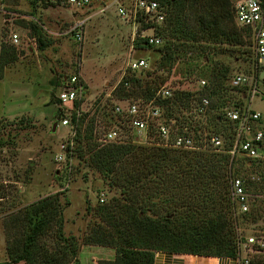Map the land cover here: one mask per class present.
<instances>
[{
    "label": "rangeland",
    "instance_id": "rangeland-1",
    "mask_svg": "<svg viewBox=\"0 0 264 264\" xmlns=\"http://www.w3.org/2000/svg\"><path fill=\"white\" fill-rule=\"evenodd\" d=\"M101 3L100 0H94L90 8L75 11L68 4L45 0H0V44L5 40L14 46V51L0 65V184L8 190L7 197L0 201V256L3 253L7 257L5 245L13 230H8L2 224V216L6 220L12 211L63 190L60 200L67 201L63 207V233L73 234L81 239L88 231L89 224L97 219L94 214L87 212L86 200L94 205L97 200L103 201L110 196L119 195V189L110 186L99 171L77 157L75 132L73 141H70L74 128L59 122L60 114L56 113L58 106L59 112H70V103L61 105L56 99L65 74L81 71L86 85L84 95L89 106L88 112L89 115H95L93 134L97 140V130L100 132L103 126L107 128L112 125L109 114L114 103L112 97L120 90L117 88L112 91V96L106 93L120 78L127 60L139 57L146 59L147 66L135 71L127 69L123 75L129 82L123 93L134 97H147L141 92V86L154 84L153 81L158 79L157 75L167 77L157 85H171L175 98L181 96L182 92L199 90L200 78L208 81L202 73V68L207 64L228 65L227 78L234 73L243 72L254 80L257 79L259 90L254 94H250L249 85L242 89L230 88L226 79L225 89L221 90L224 103L220 105L221 99L213 97L214 107L206 114L191 113L190 117L182 116L185 109L196 104L195 95H190L184 105L175 100L176 104H172V108L167 106V110L176 117L177 125L189 128L196 126L204 130L211 128L210 119L216 114L214 112H220L225 105L242 103L239 106L245 104L260 111L258 125L264 131V59L258 65L255 64L257 61L252 57L249 39L243 44L234 45L204 40L191 42L172 37L165 29L163 33L157 30L163 35L164 43L185 42L190 46V49H186L187 52H179L168 71L157 66L163 45L140 46L132 50L129 45L131 25L117 14L116 4L111 3L100 13ZM162 6L166 14L165 6ZM84 16L89 18L84 28L83 40L76 41L70 26L75 19ZM12 33L17 34L16 41L12 40ZM198 44H204L205 50H200ZM57 119V127L52 130V122ZM67 141H70V146L65 151L61 144H67ZM58 154H62L63 158H57ZM262 160L264 147L262 156L253 164L249 165L240 157L233 158L229 172V195L232 200L231 176L242 174L248 178L250 173L264 174ZM260 163L261 172L258 167ZM253 185L255 184H247L250 207L251 201L255 200L258 204L259 198L264 196V186H258L260 191L253 194ZM240 213L234 208L235 215ZM236 228L240 241H244L245 236L249 235H255L264 241V214L256 222L249 221ZM56 240V236L51 234L43 241L46 247L53 248ZM84 245L87 243L80 244L78 255ZM252 251L254 249L251 246H246L241 255L246 256V252ZM78 262L81 264L79 257Z\"/></svg>",
    "mask_w": 264,
    "mask_h": 264
},
{
    "label": "trees",
    "instance_id": "trees-1",
    "mask_svg": "<svg viewBox=\"0 0 264 264\" xmlns=\"http://www.w3.org/2000/svg\"><path fill=\"white\" fill-rule=\"evenodd\" d=\"M159 2L165 6L166 14L161 24H152L155 31L163 33L165 29L172 37L191 42L204 40L234 45L248 40L243 28L234 22L231 0ZM0 45L1 65L14 51V46L5 40ZM187 45L185 42L165 41L160 48L157 66L169 71L179 52L190 49ZM198 47L205 50L206 46L198 44ZM228 71V65L207 64L202 68V73L208 78L205 88L182 92L169 103L166 99V104L172 108L177 100L184 105L190 95H195L198 101V94L206 92L210 97V108L214 107L213 97L221 99L219 103L222 105L221 90L227 84ZM157 77L154 84L141 86L145 96H151L158 88L157 83L167 78L163 75ZM123 87L121 81L118 93H123ZM74 105L77 106L78 102ZM56 113L60 114L59 106ZM71 116L77 157L99 171L110 186L119 189V195L97 200L94 205L86 200L87 212L97 219L89 224L81 239L63 233V207L67 202L60 200L63 190L12 211L6 220L2 216V224L13 230L5 245L7 257L0 264L17 260H24L26 264H78L81 243L115 248L114 257L101 259L100 264H153L158 250L207 256L237 257L240 254L236 227L262 218L264 196L259 198L258 204L251 201L248 211L234 214L235 204L229 195V172L233 159L227 152L192 151L134 142L101 143L93 134L95 115H89V112L76 115L73 111ZM210 125L224 136H231V121L220 114L212 116ZM260 166L261 163L258 165L261 172ZM258 176L257 181L246 178L247 184H255L251 188L253 194L260 191L258 186H264V174L259 173ZM7 191L0 184V201L7 197ZM51 234L57 240L53 248H48L43 240ZM251 247L254 251L246 252L249 264H264V248L256 243Z\"/></svg>",
    "mask_w": 264,
    "mask_h": 264
},
{
    "label": "built area",
    "instance_id": "built-area-1",
    "mask_svg": "<svg viewBox=\"0 0 264 264\" xmlns=\"http://www.w3.org/2000/svg\"><path fill=\"white\" fill-rule=\"evenodd\" d=\"M56 4H68L75 11L88 9L94 0H45ZM102 5L99 11L104 12L109 5L116 4L117 14L130 24L132 29L129 37V45L133 49L140 46L160 47L164 44L162 34L156 32L152 24H160L165 12L162 4L158 0H100ZM233 9V19L236 25L243 28L249 39V48L252 57L257 63L264 59V0H231ZM89 16L79 17L74 20L70 30L76 41L83 40L84 28ZM17 34L12 33V40H17ZM147 66V61L143 57L138 59H128L120 78L111 87L106 95L112 96V91L118 88L120 82L123 88L129 84L124 79V73L143 69ZM227 83L233 88H245L250 86V94L258 92V80L251 76L238 72L227 78ZM199 90L208 85L205 78L199 80ZM85 82L81 71L77 70L71 74H65L62 86L57 94L61 105L70 103L69 111H61L59 122L74 128L71 131L72 139L75 132L74 122L72 121L71 110L74 109L76 115L88 112V104L85 99ZM112 97L114 103L109 114L112 117V125L103 126L102 130H97L98 140L104 142H134L144 145H154L165 148H176L184 150H211L216 152H227L231 160L235 157L243 158L249 165L262 156L264 147V131L258 125L260 111L250 108L248 105L237 106L225 105L221 108L220 114L223 118L231 121V136H224L221 131L201 129L194 126L189 128L180 126L176 123V117L170 115L167 110L166 99L169 101L174 97L171 85L164 83L160 85L151 96L134 97L125 93H115ZM199 100L190 109L184 108L182 116L190 117L191 113L203 115L208 113L210 108V97L206 92L199 93ZM264 95V93H263ZM78 102L75 106L74 103ZM213 113V114H214ZM96 122V121H95ZM94 122V128H95ZM230 139V142L228 140ZM67 144H61L68 148ZM68 150V149H67ZM57 158L62 159L63 155L58 154ZM259 176L250 173L249 179L256 181ZM246 177L242 174H233L230 178V193L237 212H246L250 209L249 192ZM256 243L264 247V241L255 235L245 236L244 241H240L241 251L237 257L236 264H249L246 256L241 255L246 246Z\"/></svg>",
    "mask_w": 264,
    "mask_h": 264
},
{
    "label": "crops",
    "instance_id": "crops-1",
    "mask_svg": "<svg viewBox=\"0 0 264 264\" xmlns=\"http://www.w3.org/2000/svg\"><path fill=\"white\" fill-rule=\"evenodd\" d=\"M115 248L107 245L87 244L79 252L81 264H100L101 259L114 257ZM0 261L6 256L2 253ZM9 264H26L24 260H17ZM153 264H236V260L229 256H207L187 252H169L158 250L154 254Z\"/></svg>",
    "mask_w": 264,
    "mask_h": 264
},
{
    "label": "water",
    "instance_id": "water-1",
    "mask_svg": "<svg viewBox=\"0 0 264 264\" xmlns=\"http://www.w3.org/2000/svg\"><path fill=\"white\" fill-rule=\"evenodd\" d=\"M58 124V119L52 122V130H55Z\"/></svg>",
    "mask_w": 264,
    "mask_h": 264
}]
</instances>
